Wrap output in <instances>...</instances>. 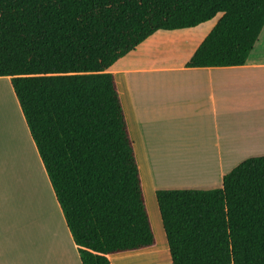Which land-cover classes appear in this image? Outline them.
I'll list each match as a JSON object with an SVG mask.
<instances>
[{
  "label": "trees",
  "instance_id": "16d2710c",
  "mask_svg": "<svg viewBox=\"0 0 264 264\" xmlns=\"http://www.w3.org/2000/svg\"><path fill=\"white\" fill-rule=\"evenodd\" d=\"M222 17L188 67L247 62L264 0H0L9 76L82 264L156 244L115 73L158 30ZM173 264H264V155L213 189H158Z\"/></svg>",
  "mask_w": 264,
  "mask_h": 264
},
{
  "label": "crops",
  "instance_id": "0c3cea01",
  "mask_svg": "<svg viewBox=\"0 0 264 264\" xmlns=\"http://www.w3.org/2000/svg\"><path fill=\"white\" fill-rule=\"evenodd\" d=\"M204 23L158 30L109 69L153 191L220 188L235 166L264 155V27L245 64L188 67ZM156 237L109 255L111 264H173L165 231ZM0 264H82L9 76H0Z\"/></svg>",
  "mask_w": 264,
  "mask_h": 264
},
{
  "label": "rangeland",
  "instance_id": "374dc122",
  "mask_svg": "<svg viewBox=\"0 0 264 264\" xmlns=\"http://www.w3.org/2000/svg\"><path fill=\"white\" fill-rule=\"evenodd\" d=\"M222 15H223L222 13H218L213 19L204 23V25H202V27L198 31V34L203 35V33H205V31L210 29L207 33V35H208L211 32V30L214 28V26L218 23V21L220 20ZM210 26H212L213 28H209ZM11 128H12V133L15 136H18L19 139H21V134H20L17 126L13 125V126H11ZM193 164H194L193 162H189L186 166H183L181 168L182 172H184L185 170H188L190 168H193V166H194ZM41 182H42L41 184H43V180ZM44 185H45V182H44ZM43 189H44V187H43ZM144 192H145V195L147 198L148 211H149L151 219H152V224H153L154 230L156 232V235H158V237L160 236V238H161L163 233H164V230H163L161 215L159 212V207H158V202H157V197H156V191H153L152 189L148 188L147 185H144Z\"/></svg>",
  "mask_w": 264,
  "mask_h": 264
},
{
  "label": "bare ground",
  "instance_id": "6f19581e",
  "mask_svg": "<svg viewBox=\"0 0 264 264\" xmlns=\"http://www.w3.org/2000/svg\"><path fill=\"white\" fill-rule=\"evenodd\" d=\"M9 121V120H8ZM5 124H9V126H11V124L10 123H5ZM13 125V124H12ZM8 127V126H7ZM165 168V167H164Z\"/></svg>",
  "mask_w": 264,
  "mask_h": 264
}]
</instances>
